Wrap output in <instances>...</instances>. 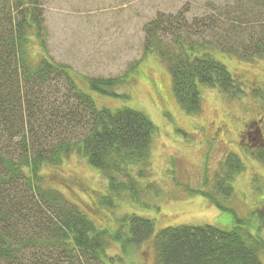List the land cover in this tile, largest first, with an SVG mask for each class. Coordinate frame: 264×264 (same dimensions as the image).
Listing matches in <instances>:
<instances>
[{
	"label": "trees",
	"instance_id": "trees-1",
	"mask_svg": "<svg viewBox=\"0 0 264 264\" xmlns=\"http://www.w3.org/2000/svg\"><path fill=\"white\" fill-rule=\"evenodd\" d=\"M41 2L0 0V264H106L112 260L107 250L113 243L120 242L124 249L150 238L155 264H264V240L251 234L245 220L234 213L230 229L181 224L154 232L151 219L131 213L120 217L111 231L97 226L58 189L44 185L45 167L58 166L78 153L107 181L101 204L113 208L123 192L135 201L139 179L148 174L156 125L137 109L97 106L70 66L47 57ZM179 14L160 13L150 20L144 53H155L165 62L182 109L200 110L202 84L228 98H240L242 82L215 53L247 54L222 48V38L216 36L215 42L192 39L189 31L200 35L202 27L213 29L214 19L188 24ZM253 30L248 47L264 55V25ZM165 34L175 48L163 43ZM34 38L45 52L40 57L30 53ZM82 79L90 91L118 96L115 88L125 77ZM260 95L264 100V92ZM258 147L255 156L264 162V145ZM243 167L237 154L226 156L222 176L215 181L225 196L232 193L230 179ZM19 180L24 188L17 196L10 187ZM210 195L204 194L227 210Z\"/></svg>",
	"mask_w": 264,
	"mask_h": 264
},
{
	"label": "rangeland",
	"instance_id": "rangeland-1",
	"mask_svg": "<svg viewBox=\"0 0 264 264\" xmlns=\"http://www.w3.org/2000/svg\"><path fill=\"white\" fill-rule=\"evenodd\" d=\"M41 10L47 57L70 66L97 106L137 109L156 125L148 174L139 179L135 201L123 192L114 199L113 208L101 204L108 193L107 181L78 153L69 154L58 166L45 167L44 185L58 189L97 226L111 231L120 217L131 213L151 219L154 232L181 224L230 229L235 225L234 213L245 220L251 234L264 240V162L255 156L258 146L264 145L260 95L264 55L248 47L256 33L253 28L264 25V0H42ZM160 13H180L188 24L212 17L214 28L202 27L200 35L189 31L192 39L215 42L216 36L222 38L218 42L222 48L247 54L243 58L215 53L242 82L240 98H228L202 84L200 110L182 109L165 62L155 53H144L145 26ZM162 41L176 47L169 35ZM30 45L33 57L45 53L37 39ZM119 76L125 80L115 88L118 96L90 91L82 79ZM246 129L259 133L255 144L244 143L241 133ZM230 153L237 154L244 167L230 179L232 193L225 196L215 181ZM23 188L24 181L19 180L10 191L19 196ZM204 194H211L227 210ZM260 256L264 263V248ZM107 257L112 260L106 264H155V249L151 238L124 249L116 242L109 246Z\"/></svg>",
	"mask_w": 264,
	"mask_h": 264
},
{
	"label": "flooded vegetation",
	"instance_id": "flooded-vegetation-1",
	"mask_svg": "<svg viewBox=\"0 0 264 264\" xmlns=\"http://www.w3.org/2000/svg\"><path fill=\"white\" fill-rule=\"evenodd\" d=\"M244 133V134H243ZM258 132H254L253 130L250 129H246L243 130V132L241 133V138H245L244 143H249L250 145L255 144L257 136L259 135Z\"/></svg>",
	"mask_w": 264,
	"mask_h": 264
}]
</instances>
